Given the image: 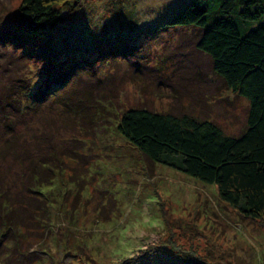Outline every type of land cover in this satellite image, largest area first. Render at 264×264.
Instances as JSON below:
<instances>
[{"label": "rangeland", "instance_id": "1", "mask_svg": "<svg viewBox=\"0 0 264 264\" xmlns=\"http://www.w3.org/2000/svg\"><path fill=\"white\" fill-rule=\"evenodd\" d=\"M189 1L83 0L59 30L69 38L70 47L84 50L92 34L100 39L135 35L134 28L158 25ZM19 2L0 0V15H11ZM129 22L136 26L130 27ZM69 25L71 31H67ZM199 34L193 27L165 28L119 42L122 47L104 44L105 55L101 53L98 59L97 53L90 54L92 67H84L79 80L62 94L67 96L66 107L59 110L56 101L53 106L48 104L52 110L45 107L44 112L42 104L34 118L26 120L27 124L34 122L31 127L19 125L20 139H26L28 146L35 145L28 129H36L48 149L53 146L60 152L55 153L59 165H52L63 170L51 193L58 197L62 212L55 211L53 226L38 227L39 233L30 230L36 221L31 217L22 220L21 214L20 246L32 248L28 256L13 250L15 242L8 229L0 243V264H6L2 260L30 264L32 256L40 264H120L168 239L169 251L159 255L163 261L166 253L172 254L170 245H175L193 249L215 264H264V228L259 221L241 216L226 204L215 184L151 162L116 129L119 115L132 106L210 118L231 135L244 129L248 102L214 74L210 58L195 46ZM2 46L1 53L5 48L6 53L13 51L10 45ZM68 102L79 107H68ZM44 147L42 142L41 154ZM0 166L6 176L0 184L1 196L6 197L7 177L14 172L8 174L10 162L0 161ZM17 256L22 263L14 261Z\"/></svg>", "mask_w": 264, "mask_h": 264}, {"label": "trees", "instance_id": "2", "mask_svg": "<svg viewBox=\"0 0 264 264\" xmlns=\"http://www.w3.org/2000/svg\"><path fill=\"white\" fill-rule=\"evenodd\" d=\"M82 2L20 0L11 15H0V46L10 45L13 50L6 53L5 48L0 52V145L4 144L0 161L10 162L8 174L14 172L13 177H7L6 197L1 196L0 189V243L10 229L15 242L13 250L28 256L32 247L26 251L19 242V236H23L19 227L21 214L22 220L31 217L36 221L37 226L30 229L36 231L38 227L53 226L55 211H60L58 197L51 193L57 174L63 170L52 165H59L57 151L53 146L47 148L36 129H28L35 137V145L28 146L26 139H20L19 125L27 124L28 116L34 118L42 104L44 112L48 104L53 106L56 101L59 110L62 105L64 108L67 96L62 94L79 80L77 76L84 67H92L90 54L97 53L95 58L101 59L104 44L122 47L126 41L147 32L179 27L199 29L196 48L210 58L212 71L225 87L247 100L244 129L231 135L210 118L134 106L119 115L116 129L151 162L170 166L205 184H215L226 204L241 216L259 221L264 228V0H190L158 25H139L138 29L134 28L135 23H127L134 28L135 35L108 36L102 40L92 34L84 50L70 47L69 38L59 30ZM66 28L71 31L72 25ZM69 106L79 107L72 103ZM28 130L24 132L27 134ZM9 133V137L5 136ZM5 178L0 173V184L6 182ZM44 185L45 190L41 187ZM163 241L145 248L141 254L124 258L120 264L131 259L130 264H149L151 259L158 264L168 260L167 264H215L193 249L175 245H170L172 254L166 253L167 261H163L164 257L159 255L169 251L171 240ZM17 257L14 261L22 263V257ZM32 257L28 263L40 264ZM138 257L142 259L139 261ZM10 259L11 256L7 260ZM1 262L10 264L6 260Z\"/></svg>", "mask_w": 264, "mask_h": 264}, {"label": "bare ground", "instance_id": "3", "mask_svg": "<svg viewBox=\"0 0 264 264\" xmlns=\"http://www.w3.org/2000/svg\"><path fill=\"white\" fill-rule=\"evenodd\" d=\"M14 58H15V57H14ZM122 58H123V57H122ZM16 59H17V58H16ZM11 60H13V59H11ZM121 60H122V59H121ZM123 61H124V60H123ZM12 62H14V60H13ZM119 62H121V61H119ZM15 63H16V62H15ZM117 63H118V62H117ZM123 64H124V63H123ZM119 65H120V64H119ZM124 65H125V64H124ZM124 65H123V67H124ZM21 67H23V66H21ZM124 68H125V67H124ZM163 69H164V68H163ZM166 69H167V68H166ZM130 70H131V69H130ZM130 70H129V71H130ZM173 70H174V69H173ZM175 70H176V69H175ZM145 71H146V72H147V71L149 72V69H148V70L146 69ZM163 71H164V70H163ZM166 71H167V70H166ZM127 72H128V70H127ZM132 72H133V70H132ZM134 72H135V70H134ZM136 72H137V71H136ZM142 72H143V71H142ZM146 72H145V73H146ZM174 72H175V71H174ZM172 73H173V72H172ZM83 74H84V73H83ZM127 74H128V73H127ZM129 74H130V73H129ZM134 74H136V73H134ZM143 74H144V73H143ZM150 74H152V73H150ZM150 74H149V75H150ZM84 75H85V74H84ZM86 75H87V74H86ZM124 75H125V74H124ZM130 75H132V74H130ZM141 75H142V73H141ZM145 75H146V74H145ZM145 75H142V76H144V78H145ZM167 75H168V73H167ZM132 76H133V75H132ZM132 76H129V78L132 77ZM136 76H137V75H136ZM139 76H140V75H139ZM152 76H153V75H152ZM170 76H171V75H170ZM126 77H128V76H126ZM140 77H141V76H140ZM149 77H150V76H149ZM133 78H134V77H133ZM135 78H136V77H135ZM142 78H143V77H142ZM131 79H132V78H131ZM136 79H137V78H136ZM151 79H153V78L151 77ZM138 80H141V78L138 79ZM143 81H144V80H143ZM153 81H154V80H153ZM109 82H110V81H109ZM5 83H7V82H5ZM149 83H150V82H147V84H149ZM153 85H156V84H154V82H153ZM147 86H148V85H147ZM148 87H149V86H148ZM148 87H147V88H148ZM150 87H151V86H150ZM150 87H149V89H150ZM154 87H155V86H154ZM152 88H153V87H152ZM156 88H157V87H156ZM141 89H142V87H141ZM147 90H148V89H147ZM114 91H115V90H114ZM152 91H154V90L152 89ZM114 93H115V92H114ZM114 93H113V94H114ZM175 101H176V100H175ZM173 104H174V103H173ZM135 107H136V106H135ZM22 207H23V206H22ZM24 208H25V206H24ZM24 208H23V209H24ZM25 209H26V208H25ZM25 209H24V210H25Z\"/></svg>", "mask_w": 264, "mask_h": 264}]
</instances>
